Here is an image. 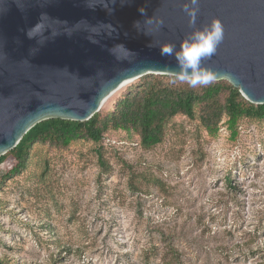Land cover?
Returning <instances> with one entry per match:
<instances>
[{"label":"rangeland","instance_id":"1","mask_svg":"<svg viewBox=\"0 0 264 264\" xmlns=\"http://www.w3.org/2000/svg\"><path fill=\"white\" fill-rule=\"evenodd\" d=\"M222 122L208 135L178 115L149 149L136 135L106 133L108 172L90 141L35 143L26 168L0 186V256L12 264H264V120H240L235 138ZM12 164L1 162L0 176Z\"/></svg>","mask_w":264,"mask_h":264},{"label":"water","instance_id":"2","mask_svg":"<svg viewBox=\"0 0 264 264\" xmlns=\"http://www.w3.org/2000/svg\"><path fill=\"white\" fill-rule=\"evenodd\" d=\"M185 2L0 0V155L44 119L85 121L135 79L171 75L176 70L174 57L161 56L150 44L168 42L179 48L191 30L180 7ZM200 4L196 26L215 17L225 29L223 43L206 66L216 71V80H227L248 101L264 103V0H200ZM42 15L49 19L45 29L29 38L27 32ZM151 16H159L165 26L148 36L143 31L153 25H145L144 19ZM41 36L43 44L38 43ZM117 45L134 55L129 58L124 49L113 53Z\"/></svg>","mask_w":264,"mask_h":264},{"label":"trees","instance_id":"3","mask_svg":"<svg viewBox=\"0 0 264 264\" xmlns=\"http://www.w3.org/2000/svg\"><path fill=\"white\" fill-rule=\"evenodd\" d=\"M172 81L169 74H145L126 85L113 108L100 109L85 121L52 117L36 123L12 149L0 155V163L8 159L13 161L8 171L0 176V186L5 179L26 168L30 150L37 142L67 147L73 141H90L100 168L108 172L110 165L102 144L106 133L120 131L128 138L136 135L139 146L149 149L163 141L168 125L178 115L195 121L208 135H215L225 119L222 123L233 138L240 120H264V103L248 101L225 79L197 88ZM148 180L161 184L154 175ZM0 264L12 263L0 256Z\"/></svg>","mask_w":264,"mask_h":264},{"label":"clouds","instance_id":"4","mask_svg":"<svg viewBox=\"0 0 264 264\" xmlns=\"http://www.w3.org/2000/svg\"><path fill=\"white\" fill-rule=\"evenodd\" d=\"M180 7L188 18L187 24L191 30L184 34L180 40L179 48L177 49L172 43H159L158 41L152 42L150 47H158L161 56L174 57L176 70H171L173 83L179 81L191 88L207 87L215 82L217 73L211 67L206 66V62L216 55L219 46L223 43L225 39L224 26L215 17L207 24L200 27L196 26L197 17L201 10L200 0H186ZM140 11L143 13L144 9H140ZM45 20L49 21L46 15H42L40 22L27 32V36L29 38L40 36L46 27ZM144 24L153 25V29L143 31L148 36H151L153 31L159 32L165 26L164 21L159 16L146 17ZM135 27L140 31V22H137ZM104 28L110 29V26H104ZM52 34L56 35L57 33L53 32ZM88 38L92 43H97L91 36ZM38 43H44L42 36ZM115 49H124L129 58L134 55L122 45L115 46L111 51L114 53ZM32 51L35 52L36 50L33 49ZM61 71L68 72L67 69Z\"/></svg>","mask_w":264,"mask_h":264}]
</instances>
